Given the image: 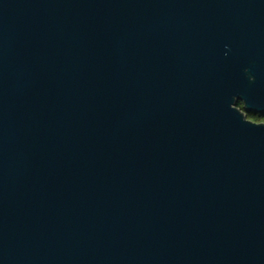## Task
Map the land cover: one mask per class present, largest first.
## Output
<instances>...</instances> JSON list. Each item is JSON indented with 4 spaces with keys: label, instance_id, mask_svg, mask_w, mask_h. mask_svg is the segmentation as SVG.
<instances>
[{
    "label": "water",
    "instance_id": "95a60500",
    "mask_svg": "<svg viewBox=\"0 0 264 264\" xmlns=\"http://www.w3.org/2000/svg\"><path fill=\"white\" fill-rule=\"evenodd\" d=\"M247 112L264 0H0V264H264Z\"/></svg>",
    "mask_w": 264,
    "mask_h": 264
},
{
    "label": "trees",
    "instance_id": "16d2710c",
    "mask_svg": "<svg viewBox=\"0 0 264 264\" xmlns=\"http://www.w3.org/2000/svg\"><path fill=\"white\" fill-rule=\"evenodd\" d=\"M238 106L240 108L244 109L242 102H239L238 103ZM247 116H248L249 119H252V120H254L256 122H262V121H264V114H261V113L247 112Z\"/></svg>",
    "mask_w": 264,
    "mask_h": 264
},
{
    "label": "flooded vegetation",
    "instance_id": "af4514ba",
    "mask_svg": "<svg viewBox=\"0 0 264 264\" xmlns=\"http://www.w3.org/2000/svg\"><path fill=\"white\" fill-rule=\"evenodd\" d=\"M264 122V121H263Z\"/></svg>",
    "mask_w": 264,
    "mask_h": 264
}]
</instances>
